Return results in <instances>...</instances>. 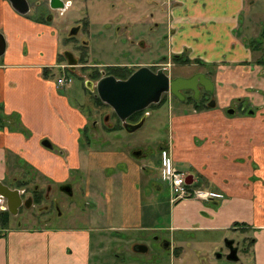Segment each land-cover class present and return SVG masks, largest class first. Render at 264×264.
I'll use <instances>...</instances> for the list:
<instances>
[{
  "label": "crops",
  "instance_id": "0c3cea01",
  "mask_svg": "<svg viewBox=\"0 0 264 264\" xmlns=\"http://www.w3.org/2000/svg\"><path fill=\"white\" fill-rule=\"evenodd\" d=\"M162 2L155 0L154 4L160 8ZM164 3L168 9L159 45L160 49L164 47L163 56L186 53L192 59L217 66V105L172 117L168 128L172 135L166 143L174 166L190 175L196 174L194 186L209 191L213 200L189 199L172 206L166 227L170 237L165 238L170 245L165 253L181 263L190 245L197 250L208 244L220 245L203 241L201 235L215 232L222 233L224 238L233 233V224L238 223L245 225L253 240L249 247L253 264H264V68L251 64L256 59L255 52L246 41V37H258L259 28L244 24L243 36L239 33L241 14L245 10L251 13L256 1L249 6L245 0H164ZM154 23V29H158L159 23ZM115 27L119 36L118 23L107 30L112 43ZM0 32L6 44L0 58V103L6 115L19 116L29 133L25 137L7 128L0 130V181L8 178L16 167H22L16 166L19 159L23 166L37 169L45 178L65 182L85 167L84 160L88 157L82 155L81 130L87 119L78 104L65 94L68 86L58 88L56 76H42L45 67L52 68V73L57 69V57L62 52L58 31L19 16L5 0H0ZM68 72L74 74L76 70ZM237 99L248 101L255 109L254 114L244 116L238 111L239 117L228 116L226 108ZM43 140L52 149L44 148ZM163 149L160 147L159 152ZM157 164L155 177L147 166L139 169L140 176H148L144 185L150 189V202L156 201L161 190L159 160ZM121 177L130 179L122 172ZM104 186H99L103 187L100 189L103 197L98 190L85 191L91 199L87 205L93 209L85 214L88 226L84 228L58 223L38 228L9 226L0 237V264H91L92 233L101 238L103 231L125 229L160 235L161 229L153 222L156 213L150 211L148 217L135 184L131 189L132 216L121 219L120 225L106 223L116 214L108 211L111 192L115 190ZM112 187L119 190L122 185ZM101 244L100 240L96 242V246ZM243 254L245 258L249 251Z\"/></svg>",
  "mask_w": 264,
  "mask_h": 264
},
{
  "label": "rangeland",
  "instance_id": "374dc122",
  "mask_svg": "<svg viewBox=\"0 0 264 264\" xmlns=\"http://www.w3.org/2000/svg\"><path fill=\"white\" fill-rule=\"evenodd\" d=\"M70 1V8L64 13H57V20L54 22L55 28L58 31V45L61 46L60 48L63 51H69L76 59H79L82 53L80 49V46H82L81 44L88 43V53L86 57L88 66L117 64L135 65L163 55L164 47L161 46L160 49L159 45L162 41V34L165 33V24L161 18H159L158 22L159 25H161L157 30H154L151 25L156 17L151 20L150 15H154V9L158 8V6H154L153 2L155 0ZM255 1L256 3L252 9V12L255 13V18L253 16H248L245 11V13L241 15L242 19L239 23L241 25L242 23L249 25L247 20H250V23L254 24L258 17H260L261 21L258 27L264 29V0ZM112 7H115L116 11H124L127 20L125 28L122 30L123 36L120 38L114 37L112 39L114 43H112L110 37H107L108 31L103 28V25L108 21L113 23L118 17L121 18L122 16V12L118 14L117 12L109 11ZM93 11V17L87 19V13L91 14L90 12ZM162 11L165 13L166 8H163ZM32 14L34 13L32 12ZM53 14L54 13H52V15ZM86 22L87 26H89L87 29ZM76 25H82V30L79 31L77 37L69 39L71 36L70 31L73 29V26ZM84 27L85 30L83 29ZM239 33L242 34V31H239ZM114 36L116 35L114 34ZM141 41H143L142 46ZM260 42L261 45L255 48V58L262 55L261 49L264 48V38H262ZM77 68L75 74L69 73L72 77V84L68 86L69 89L65 91V94L71 102L78 104L79 108L82 109L86 116L87 128L81 136V148L83 151L82 155L88 158L84 160L85 167L76 175L80 178L75 179L74 183L71 185V196L60 192V190L54 189L50 193L49 196L51 200L58 205V212L55 218H53L52 224L58 223L60 226L64 227L81 228L88 226L85 214L90 209H93V206L87 205L91 202V199L85 195V191L98 190L99 195L103 197V193L100 190L103 187L99 188V186L105 184L104 187L115 190L111 192L108 211L110 210L116 213L115 217L108 218L106 223L112 222V225H120L121 219L132 216L131 205L133 202V192L131 189H134L133 185L135 184V189L140 193L139 199L140 197L143 199V208L145 212H148V217L150 211L156 213L153 222L154 225H157V227L161 229L160 235H158V232L154 233L145 230L125 229H119L116 232H110L108 230L103 231L101 232V238H98V233H92L93 248L91 253V264H253L251 249H249L250 238H244L246 237L245 235L241 236L244 232H238L237 234L229 232L226 235L227 237L224 238H221V236H223L222 233L215 232L208 233L204 236L201 235L200 238H202L203 241L218 242L220 245L208 244L202 246V248L198 250L190 245L187 248L186 254L183 255L181 263L176 259L167 257L166 253L159 249L160 239L170 237L166 227L169 210L172 209L173 205L169 203L168 191L161 181H159L161 190L157 193L156 201L150 202L148 200V191L150 189L144 185L146 177L148 176L146 174L140 176L139 169L141 170V167L147 166V170L154 171V177L158 175V169H156V167H159L157 164L159 148L161 146L165 147V143L170 141L172 135L168 129L170 128V119L180 113L186 114L187 112L193 111L191 110V104L179 103L176 100H170V98L166 97V102L160 108L156 106L147 109L144 116L145 122L139 130L128 134L124 130L119 129L120 125L110 107L95 104L93 101V97L96 99L94 86L97 80L90 78V75L92 74L91 76H94L99 70L106 72V69L104 70L103 67L96 69H90L92 67L81 69L80 65ZM135 68L136 67H133V69ZM167 69L171 77H186L195 72L190 67H170ZM197 71L198 70H196V72ZM83 81H85V83ZM247 81L248 80H246V86L249 85ZM88 82L91 83L89 87L93 89V91L88 89ZM89 91L92 95L89 94ZM237 117H239V113L233 116V118ZM137 149L145 151V155L140 159H134L131 156ZM90 154L92 156L89 158ZM16 166L22 167H16V169L11 171L9 176L23 178L22 176H25V172L31 176V179H27V181L30 180V182L27 184L28 189L26 196H30L35 186H38L42 195H44L46 183H54L52 179L45 178L37 169L32 168L30 170L25 168V166L23 167V163L19 162V159H16ZM121 172L125 173L130 179L124 180L125 178L121 177ZM38 176L42 177L46 183ZM192 176L194 180L197 181L196 174ZM90 181L91 183H89ZM86 182H88V185ZM120 184L122 187H119V190L112 187V185L117 186ZM27 212L35 213L36 209L32 208V210L30 209ZM23 216H25V212L21 211L18 217H12L10 227H18L16 223L20 220V217ZM244 216L245 214L242 213L240 217L243 218ZM23 222L26 221H22V225H24ZM100 223L106 224L103 222ZM246 235L250 234L247 233ZM228 237H232L235 243H239L238 241L243 240L241 244L239 243V262L237 263L228 262L225 258L216 259L215 257L218 253L227 252L224 247V240L229 239ZM158 238L159 240H157ZM98 240H100L102 244L96 246ZM139 243L147 246L148 252L146 254L140 255L133 252V246ZM244 250L249 251V254L246 255L245 258L243 256ZM116 257L118 258L116 259Z\"/></svg>",
  "mask_w": 264,
  "mask_h": 264
},
{
  "label": "flooded vegetation",
  "instance_id": "af4514ba",
  "mask_svg": "<svg viewBox=\"0 0 264 264\" xmlns=\"http://www.w3.org/2000/svg\"><path fill=\"white\" fill-rule=\"evenodd\" d=\"M5 1L11 7L10 3L7 0H5ZM24 1L26 2L27 7H28V10H27V12H26L25 15L18 14L11 7L12 10L16 14H18L19 16H23L24 18H26V19H28L30 21H33V22H35V23H37L39 25H43V26H46L47 25V26L53 27L54 29H56L54 22H55V20H57V13H59V14L64 13L71 6V1L70 0H58L57 3H54L51 0H24ZM254 1L255 0H245V4L249 6ZM161 5H162V7H160V8H155L154 7L155 8L154 9V15H150L151 20H153L156 17L154 19L153 23L154 22H158L159 18H161V20L165 24V21H166V18L165 17H166V13H167V9L168 8L165 5L164 0L161 3ZM167 5H169V4H167ZM154 6H156V5L154 4ZM163 8H166V12L165 13H163V11H162ZM109 11H111V12H117L118 14L122 12V16H121V18L118 17V19L116 21H114L113 23H110V21H108L107 23H105L103 25V28H104V30L107 31V30H110L114 24H117L118 23L119 24V27L121 28L120 29V32H119V36L117 35V30H116L117 27H115L113 30H114V33H115L116 37H119L120 38V37L123 36V31L122 30H123V28H125V25L127 23L125 13H124V11H120V10H117L116 11V8L115 7H112V9L109 10ZM245 11L242 14H244ZM32 12L34 14H32ZM52 13H54V14L52 15ZM90 13L91 14H88L87 13V16H86L87 19H89L90 17L91 18L93 17L92 15L94 14V11L93 12H90ZM246 14H248V13L246 12ZM254 15H255V13H253V12H251V13L248 14V16H254ZM241 19H242V17L240 16L239 21ZM260 21H261V19H257L254 24H251L250 23V20H247V22L249 23L250 26H256V27L259 26ZM153 23H151L152 27H153ZM57 24H59V23H57ZM154 24H156V23H154ZM81 26L82 25L73 26V29L70 31V35L71 36H70L69 39H72L74 37H77V34L79 33V31L82 30L81 29ZM244 26H245L244 23H242V25H241V31L244 29ZM87 28H89V26H87V22H86V29ZM83 29L85 30V27ZM153 29H154V27H153ZM154 30H157V29H154ZM74 31H75V33L73 34L72 32H74ZM258 34H259L258 37H255V38H252V39L246 37L247 44L249 42L257 41L261 45V42L260 41H261L262 38H264L263 37L264 36V29H260L259 28ZM242 36H243V32H242ZM3 37H4V35H3ZM4 40H5V38H4ZM81 45L82 46H80V49L82 50V53H81V56L79 58H81L83 56V52L86 54V57H87V53H88V43L87 44L83 43ZM142 45H143V41H141V46ZM148 47H149V45H148ZM5 49H6V44H5ZM61 51H62L61 52V56L64 58L63 52H65V51H63V50H61ZM261 51H262V56H264V48H262ZM67 52H69V51H67ZM254 52H255V50H254ZM185 54L186 53H183L182 55H172L170 57H166V56L161 55L160 57H154L152 59L146 60L145 62H142V63H139V64H135V65H132V64H117V65L88 66L87 65V61H86V64L85 65H80V68L82 69L83 67L84 68L92 67L90 69H96V68H102L103 67L104 70L106 69V72H103V71L99 70V72L101 74L100 76H102V74H105L107 76H113V75H109L108 70H107V67L126 68L127 70L133 71V73L136 70H138L139 68H141V67H147L152 72H157L159 69H163L164 72H165V74L167 76H169V79L170 80H173V79H176V78L189 79V78H191L193 76H196V75H203L211 83V87H210L209 90H205L204 87L198 85L197 86V90H198L197 99L194 98V92L192 90H184V91L181 92V94L183 95V98H184L183 101H180L177 98H175L173 95H171L170 93H167V94H163L162 95L161 101L158 104H156V105H159L160 104V106H159V108H160L166 102V97H168V98H170V100L173 99V100H176L179 103L191 104V106H192V109L191 110H193L195 112H202V111H206V110L212 109V108H209L208 107V105L211 102H213V104H214V107L213 108H215V106L217 105V103H216V90H217L216 70H217V66L214 65V64H206V63H203L198 58L192 59V58L189 57L188 54L187 55H185ZM173 56L183 57L188 62L186 64H182V63L174 64L171 61V58ZM86 57H85V60H86ZM76 60H77V64H78L79 59H76ZM254 61L251 62V64H254ZM57 64L58 65L55 67L57 69L54 71V73H52V68H48L51 71V74H50L51 76H53V75L56 76L57 74H62L63 73V70H61V62H59L58 57H57ZM176 65H178V66H176ZM254 65H256V64H254ZM251 66H253V65H249L248 67L252 68ZM258 66H261V67L264 68V65H258ZM133 67H136V68L133 69ZM170 67H181V68L190 67L195 72L192 75H189V76H186V77H181V76L180 77H176V76H174V77L172 76L171 77L170 76V72L167 69V68H170ZM73 70H76L77 71V67H75ZM196 70H198V71L196 72ZM113 77H115V76H113ZM118 80H121V79H118ZM203 105H205V107H207V109H203V110H198L197 109L198 107H202ZM151 106L152 105H150L147 109L153 108ZM147 109H145L144 111H142V117L145 116V113L147 112ZM228 110H233L234 111V114L233 115H228L227 114V111ZM238 111H241V113H243L244 116H250V115H253L254 114L255 109H253L252 105L249 104L248 101H246V100L241 101V99L234 100L233 103L230 104L226 108V114L228 116H235L237 113H239ZM115 117H116V115H115ZM128 119H127V123L134 124V123L129 122ZM105 120H106V118H105ZM116 120L118 121L120 127L122 128L121 123H120V121L118 120L117 117H116ZM86 128H87V123H86V125L83 128V132H85ZM121 130H124V129L122 128ZM85 136H86V133H85ZM43 141H47V140H43ZM86 143H87V140H86ZM162 148H164V149L159 152V158H158L159 165H160V168H159V171H160V179H161V182L166 187V189L168 190L167 185L163 182L162 177H161V170H162V166H163V153L165 154V156L167 158H169L171 165L174 168H176V167L173 164V160H172V157H171V154H170V150H169L170 149L169 145H166V143H165V147H162ZM135 153L137 154V156L135 155ZM144 153H145V151L140 150V149H137L133 154H131V156L134 159H140L141 157H143L145 155ZM25 168H28V167H25ZM28 169L31 170L32 168H28ZM179 171H181V170H179ZM181 172H184V171H181ZM185 173L187 174V179H186V181H187L188 180V177L189 176H192V175L188 174L187 172H185ZM22 177L23 178H15V176H13V177L8 176V178H5V180L3 181V184H5L6 186L8 185L10 189L18 190V191H20L22 193L21 198L23 200V204H22L21 207H19L18 212H17V215L14 216V215L10 214L6 210V206H5V203L4 202L0 204V213L1 212H4V211H7L9 213L10 217H11L10 218V222H11L12 217L13 218H16V217H18L21 214V211H24L25 212V216L20 217V220L16 223V225L21 226L22 225V221H26V222H23L24 225H22V226L23 227H27V228H33L34 226H35V228H38L40 225H42V226H44V225H51L52 224V221H53V218H55V215L58 212V205L51 200V198L49 196L50 193L54 189V190H58V191L60 190V192L66 194V195L71 196L72 195L71 185L74 183V180L75 179L80 178V177H77V176H75V177L72 176L69 180H67L65 182H60V183H55V182L54 183H46V181L43 178H41L40 176H38L43 181H45V183H46V186L44 188V192H45L44 195H42V192H41V190H39L38 186H35L32 189L30 196H26L27 195V189H28L27 184L30 182V180L27 181V179L28 178L31 179V176L27 172H25V176H22ZM24 178H26V179H24ZM192 181H193V176H192ZM195 183L196 182L192 183L191 186H193L195 189L201 190L203 192L210 193L209 191H205V190H202L201 188H199L197 186H194ZM65 188H69V193H67V192L64 191ZM168 194H169V192H168ZM168 200H169V197H168ZM210 200H213V198L210 199ZM210 200H207V201H210ZM25 201L29 202V206L28 207H26L24 205ZM169 203H170V200H169ZM175 204H171V205H175ZM32 208H35L36 209V212L35 213H29V212H27L30 209L32 210ZM53 224H55V223H53ZM235 224H238V223H234L233 224V232L235 234H237L238 232L239 233L244 232L243 234H241V236L245 235L246 237H244V238H247V237L250 238V241L249 242H250V245H251L252 242H253V240L251 239V235H246L247 233L249 234V232H247V228L245 227V225L240 224L239 226H235ZM6 231H8V230H6ZM229 239H233V238H229ZM157 240H159V238ZM241 241L243 242V240H241ZM241 241H238V242L241 244ZM167 242H169V241L166 240L165 238L160 239V242H159V249H161L160 251L168 252L169 247H166ZM239 243H235V245L238 246V258H239V251H240V248H239L240 245H239ZM244 251H246V250H244ZM244 251H243V253H244Z\"/></svg>",
  "mask_w": 264,
  "mask_h": 264
},
{
  "label": "water",
  "instance_id": "95a60500",
  "mask_svg": "<svg viewBox=\"0 0 264 264\" xmlns=\"http://www.w3.org/2000/svg\"><path fill=\"white\" fill-rule=\"evenodd\" d=\"M7 1L18 14H26L28 7L24 0ZM51 1L54 3L58 2V0ZM72 33L74 34L75 31ZM4 52L5 40L0 33V58L3 56ZM63 56L69 69L73 70L77 65V60L67 51L63 53ZM90 84L91 83L88 82V89L93 91V89L89 87ZM198 85L204 87L205 90H209L211 87V83L203 75H196L189 79L176 78L170 80L163 69L152 72L147 67H141L126 80H118L113 76L102 74L101 78L95 83L94 91L96 93L95 97L112 109L124 131L131 134L139 130L145 122V117H142L136 124L127 123V119L132 115L144 111L150 105L158 104L161 101L162 95L167 93L183 101L184 98L181 92L184 90H192L194 92V98L197 99ZM208 107L213 108V102H211ZM227 114L233 115L234 111L228 110ZM41 145L46 149H52L48 141H43ZM135 155L137 156L136 153ZM191 181L192 176H189L186 183L190 184ZM64 191L69 193V188H65ZM21 195L22 193L20 191L10 189L0 181V204L4 202L6 210L14 216L17 215L19 207L23 204ZM24 205L28 207L29 202L25 201ZM169 245L170 243L167 242L166 247H169ZM224 247L227 253L225 255L222 253L216 254V259H221L224 256L228 262H238V246L235 245L234 240L225 239ZM133 251L138 254H145L148 252V248L145 245L137 244L134 245Z\"/></svg>",
  "mask_w": 264,
  "mask_h": 264
},
{
  "label": "trees",
  "instance_id": "16d2710c",
  "mask_svg": "<svg viewBox=\"0 0 264 264\" xmlns=\"http://www.w3.org/2000/svg\"><path fill=\"white\" fill-rule=\"evenodd\" d=\"M247 45H248V47L250 49H252L254 51L255 48L259 47L258 45H260V43L257 42V41H254L252 43L249 42ZM85 57H86V54L83 52V56L81 58H79V65H85L86 64ZM58 60H59V62H64V58L61 55L58 56ZM171 61L174 64H179V63L186 64L188 62L183 57H178V56H173L171 58ZM254 64H256V65H264V56L261 55L259 58H257L254 61ZM107 70H108L109 75H113L117 79H121V80L127 79L133 73V71H131V70H127L126 68H118V67H107ZM96 73L97 74H95L94 76H90V78H92L93 80L100 79L101 76H100L99 72H96ZM50 74H51V71L48 68H44L42 70L43 78H51V77H53ZM89 94L92 95V93L90 91H89ZM93 101H94L95 104L104 106V104L97 97H96V99L93 97ZM241 101H243V100H241ZM156 106L159 107L160 104L159 105H152L151 107H156ZM197 109L198 110H203V109H207V107H205V105H203L202 107H198ZM141 117H142V112H138V113H135L134 115H132L128 119V121L135 124L141 119ZM4 128H7L10 132L21 133L25 137L29 136V133L22 126L19 116L16 115V114L6 115L4 113V110H3V105L0 103V130H2ZM119 129H122V128L119 126ZM81 133L83 134V130H81ZM10 218L11 217H10V215H9V213L7 211H4V212L0 213V237L3 236L6 233V230L10 229L9 228V226H10ZM239 225L240 224H235V226H239Z\"/></svg>",
  "mask_w": 264,
  "mask_h": 264
},
{
  "label": "built area",
  "instance_id": "2783aa9c",
  "mask_svg": "<svg viewBox=\"0 0 264 264\" xmlns=\"http://www.w3.org/2000/svg\"><path fill=\"white\" fill-rule=\"evenodd\" d=\"M71 82L72 80L69 77L62 76L56 80V85L63 88L71 84ZM161 177L163 182L168 187L169 200L171 204L187 199L207 201L213 198L212 194L187 185V174L174 168L171 165L169 158H167L164 153Z\"/></svg>",
  "mask_w": 264,
  "mask_h": 264
}]
</instances>
